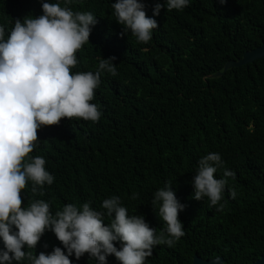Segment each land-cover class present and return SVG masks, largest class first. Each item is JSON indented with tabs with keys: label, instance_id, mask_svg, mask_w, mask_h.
<instances>
[{
	"label": "trees",
	"instance_id": "obj_1",
	"mask_svg": "<svg viewBox=\"0 0 264 264\" xmlns=\"http://www.w3.org/2000/svg\"><path fill=\"white\" fill-rule=\"evenodd\" d=\"M115 2L69 5L97 18L72 72H95L98 58L115 57L117 75L102 73L90 101L102 113L99 121L63 118L38 129V147L30 155L42 156L55 179L42 196H34L27 184L22 207L43 199L53 214L68 203L90 202L100 209L104 199L118 196L129 215H143L159 233L166 224L153 194L171 182L184 205L178 218L185 235L174 247L156 246L146 264H192L196 255L223 258V264L255 263L264 257V59L212 76L264 44V0H190L179 11L165 6L148 43L124 33L111 8ZM141 2L151 17L157 0ZM41 14V0H0L6 36L16 19ZM210 152L224 162L216 178H224L225 169L235 173L227 178L222 211L206 197L193 198L197 162ZM133 193L139 194L135 200ZM114 245L119 249V242ZM54 247L63 250L46 231L35 249L24 250L39 255ZM70 260L97 264L87 253ZM107 264L120 262L109 255Z\"/></svg>",
	"mask_w": 264,
	"mask_h": 264
},
{
	"label": "clouds",
	"instance_id": "obj_2",
	"mask_svg": "<svg viewBox=\"0 0 264 264\" xmlns=\"http://www.w3.org/2000/svg\"><path fill=\"white\" fill-rule=\"evenodd\" d=\"M62 3L41 0L42 14L16 19L7 36L0 25V264H72L70 257L79 260L85 253L97 264H107L109 255L120 264H146L156 246L174 247L185 235L178 218L184 205L171 182L153 194L152 204L158 205V216L166 224L159 233L143 215H129L118 196L104 199L100 209L90 202L68 203L53 214L43 199L22 207L21 193L27 184L34 196H42L44 186L55 179L42 156L30 155L38 147V129L58 125L63 118L99 121L102 113L90 101L102 73L117 75L115 57L98 58L95 72H72L78 64L76 53L89 42L97 18L92 12L74 11L69 6L73 0ZM189 4L190 0H164L163 4L157 0L151 17L141 0H116L111 8L125 34L130 31L138 42L148 43L162 8L179 11ZM223 166L221 155L210 152L198 160L191 180L193 198L206 197L210 206L219 205L218 211L224 208L220 201L227 178L235 177L225 169L224 178H216ZM138 195L133 193L131 198ZM229 195L234 199L235 190L229 189ZM46 231L54 233L63 250L54 247L39 255L24 250L35 249ZM114 242L120 243L119 249Z\"/></svg>",
	"mask_w": 264,
	"mask_h": 264
},
{
	"label": "water",
	"instance_id": "obj_3",
	"mask_svg": "<svg viewBox=\"0 0 264 264\" xmlns=\"http://www.w3.org/2000/svg\"><path fill=\"white\" fill-rule=\"evenodd\" d=\"M262 59H264V44L253 51L245 53L242 58L228 62L222 72H218L212 77L214 78L222 77L226 72H228V70L232 68L245 66ZM223 262H224L223 258H217L214 260H203L202 258L196 255L194 257L192 264H223ZM253 264H264V257H262L260 260L256 261Z\"/></svg>",
	"mask_w": 264,
	"mask_h": 264
}]
</instances>
